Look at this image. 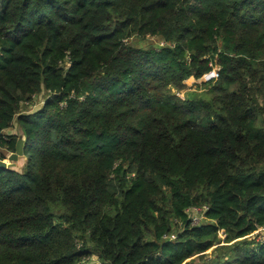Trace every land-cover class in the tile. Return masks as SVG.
<instances>
[{
    "label": "trees",
    "instance_id": "16d2710c",
    "mask_svg": "<svg viewBox=\"0 0 264 264\" xmlns=\"http://www.w3.org/2000/svg\"><path fill=\"white\" fill-rule=\"evenodd\" d=\"M13 127L0 264H264V0H0L8 154Z\"/></svg>",
    "mask_w": 264,
    "mask_h": 264
},
{
    "label": "rangeland",
    "instance_id": "374dc122",
    "mask_svg": "<svg viewBox=\"0 0 264 264\" xmlns=\"http://www.w3.org/2000/svg\"><path fill=\"white\" fill-rule=\"evenodd\" d=\"M134 43L138 44V39H133ZM158 43V39H148L143 45H149V44H156ZM219 77H215L214 73L211 72L208 75H205L203 78L196 80L194 78H189L187 80H185L184 84L186 85V88L184 89V91L179 92V94L181 96H183L185 101L189 98H202L205 96L206 99H209L210 96L208 95L209 90L213 87V85L217 82V79ZM176 91H174L175 93ZM47 99V94L46 93H42L39 96H36L33 98V100L29 103H26L23 107L24 110H37L40 109L43 106V102L44 100ZM181 100V99H180ZM11 130V129H10ZM12 131L15 132L14 134H18V127H13ZM3 154H7L5 151L0 150ZM31 154V153H30ZM7 158V157H6ZM22 161V160H21ZM24 162V160L22 161ZM21 162V165H22ZM25 164V162H24ZM24 164L21 167H24ZM221 241H224V238L221 236L220 237ZM224 243L222 242V244H220L219 246L223 245ZM215 249L216 246L213 247L208 253L207 255L209 256L208 258L214 257L215 254ZM195 262L197 264H199V260L195 259Z\"/></svg>",
    "mask_w": 264,
    "mask_h": 264
},
{
    "label": "water",
    "instance_id": "95a60500",
    "mask_svg": "<svg viewBox=\"0 0 264 264\" xmlns=\"http://www.w3.org/2000/svg\"><path fill=\"white\" fill-rule=\"evenodd\" d=\"M19 138L16 143L15 152L9 154L5 160H0V169L8 170L12 168H17L18 163L21 160H26V137L22 130H19Z\"/></svg>",
    "mask_w": 264,
    "mask_h": 264
},
{
    "label": "built area",
    "instance_id": "2783aa9c",
    "mask_svg": "<svg viewBox=\"0 0 264 264\" xmlns=\"http://www.w3.org/2000/svg\"><path fill=\"white\" fill-rule=\"evenodd\" d=\"M210 66L212 67V71L215 75V77H219V66L216 62V60L214 62H212L210 64ZM176 96L179 97L181 100H184L183 96H181L179 93H176ZM1 160V159H0ZM208 211V207H204V208H199V207H193L190 208L188 210V213L191 217V224L193 226H198L199 224H201L204 219H205V214ZM261 231V230H260ZM260 231L256 232L259 233ZM262 236L259 238L261 241H264V232L261 231ZM223 237L225 239V235L220 234V237Z\"/></svg>",
    "mask_w": 264,
    "mask_h": 264
},
{
    "label": "crops",
    "instance_id": "0c3cea01",
    "mask_svg": "<svg viewBox=\"0 0 264 264\" xmlns=\"http://www.w3.org/2000/svg\"><path fill=\"white\" fill-rule=\"evenodd\" d=\"M14 133H15V132H13L12 129H11V130L9 129V130L5 131V134H6V135H14ZM16 134H17V133H16ZM8 156H9V154L7 153V154H6V157H8ZM22 161H23V160H22ZM22 161H20V162L18 163L17 169H19V170H22L23 167H21V166L24 164V162H25L26 160H24V162H22ZM21 162H22V165H21Z\"/></svg>",
    "mask_w": 264,
    "mask_h": 264
}]
</instances>
